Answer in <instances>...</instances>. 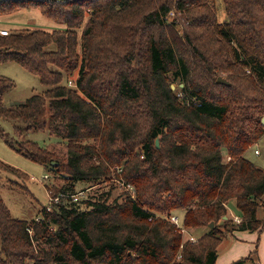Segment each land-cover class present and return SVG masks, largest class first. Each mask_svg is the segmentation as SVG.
<instances>
[{
  "label": "trees",
  "instance_id": "trees-1",
  "mask_svg": "<svg viewBox=\"0 0 264 264\" xmlns=\"http://www.w3.org/2000/svg\"><path fill=\"white\" fill-rule=\"evenodd\" d=\"M223 2L222 23L216 0H0V18L35 8L65 26L0 35V63L50 87L8 106L0 75V117L63 141L19 143L59 201L25 220L0 194V264H216L225 235L262 231L264 167L246 154L264 135V0ZM120 182L135 196L85 194ZM182 210L208 229L195 242L169 221Z\"/></svg>",
  "mask_w": 264,
  "mask_h": 264
},
{
  "label": "rangeland",
  "instance_id": "rangeland-1",
  "mask_svg": "<svg viewBox=\"0 0 264 264\" xmlns=\"http://www.w3.org/2000/svg\"><path fill=\"white\" fill-rule=\"evenodd\" d=\"M216 13L219 22L223 23L227 19L223 0H216ZM64 27L62 23L46 18L35 8L0 18V28L7 30L40 28L52 31L54 29H63ZM0 75L12 78L15 82V85L4 94V103L8 106L24 103L33 95L43 94L50 89L49 86L41 83L38 76L32 74L16 62L0 63ZM77 75L78 73L71 76V78H76ZM173 85H175V88L178 87L177 83ZM16 128L21 129L19 132H16ZM25 140L35 141L49 148H60L62 147L61 142L63 141L51 136L48 131L28 129L23 123L0 117V159L23 171L14 173L0 169V194L14 217L31 220L38 217L41 214L42 208L49 203V186H58L61 182L56 180L50 166L35 162L17 150L19 143ZM255 149H258L260 154H255ZM246 155L257 165L264 167V135L257 144L248 150ZM45 174L49 175L48 179H44ZM117 184L113 186L107 183L97 184L90 191L85 192V194L98 198L102 193L108 192V190H111V187H114L110 201L116 198L121 199L128 193L134 195L133 188L130 192L128 185L124 186L121 182L120 185L118 184L117 186ZM89 185L90 183H79L77 189L81 190ZM124 192L126 194L120 196ZM232 211L233 215H238L237 211L233 210V208ZM176 214L180 219H183V210ZM195 233L201 236L200 232ZM229 234L231 233H228L225 237ZM196 235L194 236L199 239ZM232 240L234 238L228 237L221 242L218 247L221 255L225 253V250H227ZM256 250L257 245L255 244L254 250L251 252L252 256L245 264H254L257 255ZM258 255L264 263V254L260 252V249ZM226 260V256L221 257L217 264H225Z\"/></svg>",
  "mask_w": 264,
  "mask_h": 264
},
{
  "label": "crops",
  "instance_id": "crops-1",
  "mask_svg": "<svg viewBox=\"0 0 264 264\" xmlns=\"http://www.w3.org/2000/svg\"><path fill=\"white\" fill-rule=\"evenodd\" d=\"M229 207H230L229 210H230L231 215L237 216V214L233 215V213H232L233 212L232 208H233V210L236 211L234 205H232V208H231V206H229ZM257 217L260 220H264V205L259 208ZM207 231H208V229L205 227L198 228L195 230H191L193 235H196L195 232H200L201 236L204 235ZM196 236H198V235H196ZM201 236H198V237H201ZM228 237H232V238H234V240H232L231 244L229 245L227 250H225V253L223 255H221V253H219V251H218V258H217L216 264L221 257H225V256L227 257L225 264H232V263H234V262H236L242 258H246V257L251 258V256H252L251 252L254 250L255 244L257 245V250H256L257 255H256V260L254 261V264H256L257 262L263 263L260 260L261 257L258 255V253H259V249H260V252L262 254H264V227H263L262 231H260V232H250L247 230L235 231V232L229 234L224 239H226Z\"/></svg>",
  "mask_w": 264,
  "mask_h": 264
},
{
  "label": "built area",
  "instance_id": "built-area-1",
  "mask_svg": "<svg viewBox=\"0 0 264 264\" xmlns=\"http://www.w3.org/2000/svg\"><path fill=\"white\" fill-rule=\"evenodd\" d=\"M9 34V30L5 29V28H0V35H8ZM69 85L70 86H73L74 85V82L73 81H70L69 82ZM259 150H255V154H259ZM228 160H230L231 158L230 157H227ZM119 172L121 171V169L118 170ZM49 178V175L48 174H45L44 175V179H48ZM122 185L125 186L124 182H121ZM130 187V188H129ZM128 188H129V191L131 192V189L132 187L130 185H128ZM82 192H79L77 194H74L72 195L74 197L75 200L78 199L79 195L82 194ZM49 203L46 205V207L49 209L51 204L53 202H58L59 201V197H52L51 194H49ZM133 197L135 195H132ZM235 222L237 223H240L241 222V217L239 215L237 216H233ZM169 221L171 223H173L180 231L181 233L183 234V237L185 240H191V241H197V238L193 235V233L191 232V229H189L185 224H184V221L183 219H180L179 216L176 214V213H173L171 215H169ZM181 248H183V245H181ZM256 264H263L261 262H257Z\"/></svg>",
  "mask_w": 264,
  "mask_h": 264
},
{
  "label": "water",
  "instance_id": "water-1",
  "mask_svg": "<svg viewBox=\"0 0 264 264\" xmlns=\"http://www.w3.org/2000/svg\"><path fill=\"white\" fill-rule=\"evenodd\" d=\"M218 82L219 83H223V84H229L228 81L226 80V78H224V77H219L218 78ZM172 88L174 89L175 88V85H172ZM263 122H264V118H263ZM159 142H160L159 139H157L156 140V144H157L158 147L160 146ZM209 227L210 228H213L214 227V223H211Z\"/></svg>",
  "mask_w": 264,
  "mask_h": 264
}]
</instances>
